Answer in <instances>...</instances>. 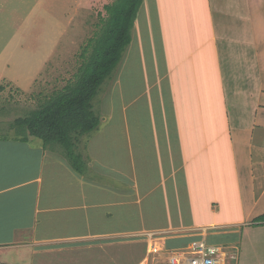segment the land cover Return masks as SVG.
<instances>
[{"label": "crops", "instance_id": "obj_1", "mask_svg": "<svg viewBox=\"0 0 264 264\" xmlns=\"http://www.w3.org/2000/svg\"><path fill=\"white\" fill-rule=\"evenodd\" d=\"M152 1H143L137 24H146L141 9H149ZM185 1L187 32L184 39L176 32L171 39L179 55L165 65L164 85L176 114L187 112L185 123L202 125L203 140L193 142L197 136L180 125L181 119L169 140L152 124L156 152L148 158L159 159L162 173L164 163L173 170L161 173L156 183L146 180L140 194L137 176L119 169L109 177L125 185L105 184L96 157L89 164L97 175H85L56 148L0 134V261L81 264L103 253L98 264H118L119 245L147 241L148 232L160 231L166 232L168 247L199 241L234 246L238 264H264V225L253 224L264 213V0H206L201 17L195 0ZM142 29L139 51L152 52L149 56L164 59V65L165 32V43L148 49ZM3 38L0 51L8 48ZM1 74L10 86L17 84L15 77ZM150 86L141 97H152ZM183 167L191 188L178 182ZM147 168L152 178L151 165ZM134 205L141 206L137 225ZM152 213L154 222L147 216Z\"/></svg>", "mask_w": 264, "mask_h": 264}, {"label": "rangeland", "instance_id": "obj_2", "mask_svg": "<svg viewBox=\"0 0 264 264\" xmlns=\"http://www.w3.org/2000/svg\"><path fill=\"white\" fill-rule=\"evenodd\" d=\"M116 1L0 0V39L8 34L11 37L3 38L7 41L9 49L0 51L2 58L0 75L1 72H7L13 79L15 77L17 83L10 86L7 79H0L1 135L17 136L13 127L14 121L19 117L29 116L55 91L61 90L74 79L84 60L82 53L85 46L102 28L101 13L105 17L108 16L105 5ZM185 2V0H153L149 9L146 10V5L142 6L141 16L144 19L146 13V24L144 22V25L142 22L137 24L136 21V27L132 30V37L133 34L137 35L133 46L137 47L138 52L133 46L131 54L127 53L126 49L121 62L102 83L92 101V108L100 117L101 123L97 131L82 135L78 144L80 151L85 156L89 155L90 160H93V157L98 158L99 171L104 175L105 184L125 185V182L111 181L109 175L116 174V169L137 176L135 179L140 194L146 186V180L152 183L159 181L162 173L159 159L150 161L148 158L149 154L156 152L153 148L155 141L152 140L153 135L149 130L152 124L160 128L161 133L158 134L160 137L166 132L163 136L166 137L165 140H169L172 139L169 138V132L175 125L179 127L181 119L180 125L189 128L198 137L192 139L193 142L203 140L202 125L185 123L189 116L187 112H182L180 117L176 114L174 102L168 98L171 93L167 92V85H164L167 70L165 65L179 55V52H174L177 45L175 40L171 42V39L175 38V32L184 39L187 32L186 22L182 16ZM205 4L206 0H195V7L192 6L200 17L206 7ZM143 26H145V45L148 49L163 45L165 41L162 31L165 32L168 49L164 48L169 53L166 54L164 65L162 63L164 59L153 60L149 56L152 52L144 55L139 51L143 45L142 35L139 33L143 31ZM151 63L157 66H149ZM214 78H217L216 72ZM154 80L155 82L152 83ZM149 84L152 97L148 94L141 97ZM187 121H190V118H187ZM206 122L209 125L210 118ZM194 126H199L200 130ZM158 150L160 151V147ZM149 165L153 172L152 178L147 173ZM164 168H166L162 173L164 176L173 170L165 163L162 166L163 170ZM169 181V179L165 180L167 183ZM178 182L184 188H191L192 180L188 178L184 167ZM140 207L133 206L136 216L134 225L141 221ZM232 209L236 210V205L232 206ZM235 213L238 215V212ZM147 216H151L150 222H154V213ZM118 248V264H136L145 256L148 244L144 240L129 246L119 245ZM102 255L103 253L96 254L94 260L84 258L81 264H98ZM238 255L240 256V252ZM104 263L106 262L102 260V264Z\"/></svg>", "mask_w": 264, "mask_h": 264}, {"label": "trees", "instance_id": "obj_3", "mask_svg": "<svg viewBox=\"0 0 264 264\" xmlns=\"http://www.w3.org/2000/svg\"><path fill=\"white\" fill-rule=\"evenodd\" d=\"M143 1L117 0L105 5L108 16L101 13L102 28L85 46L84 60L74 79L29 116L14 121L18 139L56 148L77 172L97 175L90 167L89 155L80 151L79 139L100 126L101 119L94 112L92 101L132 42V30ZM253 224L264 225V214L254 218Z\"/></svg>", "mask_w": 264, "mask_h": 264}, {"label": "built area", "instance_id": "obj_4", "mask_svg": "<svg viewBox=\"0 0 264 264\" xmlns=\"http://www.w3.org/2000/svg\"><path fill=\"white\" fill-rule=\"evenodd\" d=\"M166 232L151 231L146 257L140 264H238L239 249L234 246L211 245L205 241L180 247L165 244ZM144 238V237H143Z\"/></svg>", "mask_w": 264, "mask_h": 264}]
</instances>
